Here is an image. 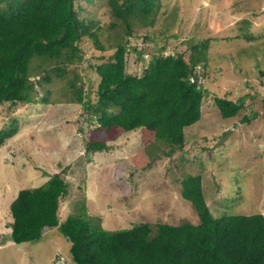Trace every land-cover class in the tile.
Listing matches in <instances>:
<instances>
[{
	"label": "rangeland",
	"instance_id": "rangeland-1",
	"mask_svg": "<svg viewBox=\"0 0 264 264\" xmlns=\"http://www.w3.org/2000/svg\"><path fill=\"white\" fill-rule=\"evenodd\" d=\"M76 5L79 18L94 24L91 30L103 50L83 37L78 43L81 60L67 66L62 77L51 74L49 83L40 80L35 85L37 99L47 102L0 105V130L17 129L0 145V195L4 183L16 185L17 194L59 173L68 187L59 200V222L81 216L108 231L142 223L154 229L155 223H196L191 204L181 198L180 181L200 175L213 214L264 216V78L259 75L264 69V0H160L154 25L135 27L127 37L126 72L137 76L151 55L144 53L141 61L133 48L163 46L164 54L182 53L188 59L192 46L208 41L206 67L198 66L207 91L201 117L186 128L183 148L171 155L165 154L170 149L165 144L145 146L151 134L142 138L139 130L114 141L106 138L111 147L106 152L85 151L87 140L100 138V128L89 123L86 108L74 102L69 81L82 90L83 101L93 103L99 81L94 66L112 55L124 31L117 24L111 27L114 20L106 0H77ZM55 63L34 59L30 78L38 81L44 68L64 67ZM215 97L244 98V105L235 117L223 119ZM243 116L250 122H243ZM12 118L16 123L10 126ZM19 155L26 158L22 170ZM80 206L86 211L79 213ZM5 211L0 208V264L71 263L70 242L58 228L44 229L37 241L12 242V221Z\"/></svg>",
	"mask_w": 264,
	"mask_h": 264
},
{
	"label": "trees",
	"instance_id": "trees-1",
	"mask_svg": "<svg viewBox=\"0 0 264 264\" xmlns=\"http://www.w3.org/2000/svg\"><path fill=\"white\" fill-rule=\"evenodd\" d=\"M76 2L0 0V105L47 102L46 98L37 99L35 85L40 80L49 83L51 74L62 77L67 66L78 63V43L83 37H89L103 50L97 32L91 30L94 24L79 18L81 9ZM106 5L114 20L111 27L120 25L124 35L113 45L112 55L94 66L99 79L96 100L83 101L82 90L74 80L69 81L75 90L74 102L82 104L89 115L87 121L100 128V138L87 140L85 151L106 152L111 149L106 138L110 136L114 141L139 130L142 138L151 134L145 146L155 141L165 144L170 146L165 154L171 155L183 148L186 128L201 117L207 91L202 87L203 73L198 66L201 70L206 67L204 50L208 41L192 46L188 59L182 53L164 54L163 46L133 48L139 60L144 61V53L151 58L141 75L127 73V37L135 27L154 25L160 0H106ZM34 59L58 62L64 67L49 71L44 68L35 81L30 78ZM259 75L264 78V69ZM212 100L223 119L235 117L244 105V98ZM242 121L250 122V118L243 116ZM15 123L12 118L10 126ZM12 130H0V145L12 137L15 125ZM201 182L200 175H187L180 181L181 198L191 204L198 217L196 223H155L154 229L142 223L108 231L81 216L58 221L59 200L67 195L68 187L56 173L42 186L19 189L9 202L10 239L15 244L33 242L39 240L44 229L58 228L70 242V264H264V216L213 214ZM85 211L80 206L79 213Z\"/></svg>",
	"mask_w": 264,
	"mask_h": 264
},
{
	"label": "crops",
	"instance_id": "crops-1",
	"mask_svg": "<svg viewBox=\"0 0 264 264\" xmlns=\"http://www.w3.org/2000/svg\"><path fill=\"white\" fill-rule=\"evenodd\" d=\"M21 156H23V155H21ZM18 158H20V157H18ZM23 160L26 161L25 156H23ZM24 167L25 166H18V168L21 169V170L24 169ZM4 184H7V185H6V187H4V192L0 195V208L4 207L5 210H6L5 212H6L7 216H8L7 206L9 204V202L16 196V193L14 191V187L16 185H14V184L10 185L8 183H4ZM9 219H10V222H11L12 221L11 217H9ZM0 226H1V221H0ZM9 232H10V230H9Z\"/></svg>",
	"mask_w": 264,
	"mask_h": 264
},
{
	"label": "clouds",
	"instance_id": "clouds-1",
	"mask_svg": "<svg viewBox=\"0 0 264 264\" xmlns=\"http://www.w3.org/2000/svg\"><path fill=\"white\" fill-rule=\"evenodd\" d=\"M96 153H97V152H96ZM19 156H20V159H21V161H22V162H21L22 165H20V166H23L24 163H25V161L23 160V156H21V155H19ZM53 174H56V173H53ZM53 174H52V175H53ZM201 183H202V185H203V182H201ZM58 210H59V208H58ZM58 212H59V211H58ZM58 221H59V219H58ZM8 228H9V225H8ZM9 229H10V228H9ZM59 261H60V260H59ZM60 262H62V261H60Z\"/></svg>",
	"mask_w": 264,
	"mask_h": 264
},
{
	"label": "built area",
	"instance_id": "built-area-1",
	"mask_svg": "<svg viewBox=\"0 0 264 264\" xmlns=\"http://www.w3.org/2000/svg\"><path fill=\"white\" fill-rule=\"evenodd\" d=\"M20 162H22L21 159H20Z\"/></svg>",
	"mask_w": 264,
	"mask_h": 264
}]
</instances>
